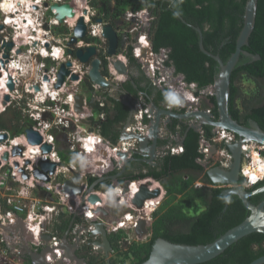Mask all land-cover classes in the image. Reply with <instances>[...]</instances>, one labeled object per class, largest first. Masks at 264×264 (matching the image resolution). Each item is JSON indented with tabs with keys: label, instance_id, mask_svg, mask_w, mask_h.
<instances>
[{
	"label": "built area",
	"instance_id": "built-area-1",
	"mask_svg": "<svg viewBox=\"0 0 264 264\" xmlns=\"http://www.w3.org/2000/svg\"><path fill=\"white\" fill-rule=\"evenodd\" d=\"M5 2L9 4L7 10L3 8ZM55 4H68L73 10V18L66 16L60 22L56 17V10L52 8ZM131 16L130 13H125L120 23H128L132 20ZM80 18L86 26L85 38L95 39V42L87 43L85 38L78 40L72 51L75 53L79 49L94 47L97 57L102 61L106 78L112 84L123 83L124 78L113 67L115 58L107 54V43L102 37V28L111 24L103 15L99 16L89 0H0V122L6 125V128H0V223L3 226H13L15 216L19 215L32 234L33 239L29 245L35 250L46 246L41 241L42 236H50L48 245L56 250L53 257L48 259L49 264H59L60 260L62 264H69L59 249L61 238L54 228L60 225L59 217L62 213L72 217L68 232L70 241L73 242L74 237L80 236V246H90L91 254L96 255L98 246L93 243L99 241V236L90 234L95 232L94 223H103L108 235L122 232L124 239L118 242L120 249H126L134 243H145L151 236L153 214L164 198L160 183L149 179L131 181L127 192L123 191L127 180L122 185L109 181L110 186L90 189V179H102L120 171L122 163L118 153L135 156L133 152L138 151V142L133 139L118 144L104 139L96 124L105 119L104 112L95 117V123L92 122L96 125L93 131H90L93 126H84L78 122L79 115L74 111L75 96L81 94L80 88L84 81L89 82L90 88L87 89L92 93L93 103L98 109L107 107L110 90L90 82V62L83 64L75 55H67L68 43ZM98 19L101 20L100 23ZM142 20L143 22H139L136 19L129 30L116 33L120 37L125 33L134 36L129 43L132 55L142 70L149 71L148 78L153 85L163 87L168 81V73L163 67L166 57L164 52L161 55L153 53L149 38L150 17L144 13ZM144 23H147L146 26L139 32ZM61 27H66L69 34L59 31ZM10 42L13 47L8 51V57L4 58V43ZM124 47L127 48V45H123L121 54L116 57L126 63ZM67 62L71 64L66 68L69 75L57 87L61 65ZM73 76H77V80H72ZM174 94L182 96L180 89L174 90ZM5 97H8L7 101ZM134 107L133 122L126 128V132L146 135L152 115L149 108H144L140 102ZM83 109L86 119L91 118L93 112L85 100ZM166 109L173 110L174 105L169 104ZM16 113L29 125L18 134L16 125L12 122ZM27 129L40 135L42 140L39 144L30 143ZM199 133L203 134L202 131ZM235 139L234 133L218 129L213 138L218 151L208 162L211 160L216 165L215 159L216 162H221V168L228 169L231 156L222 145L224 142H234ZM45 145L50 146L51 150L45 152ZM200 145L203 147L202 155L208 154L210 145H206L202 137ZM250 145L261 156L264 147L257 143H246L243 150L250 151ZM62 152L69 156V160L61 157ZM181 153L182 146L168 147L167 154ZM245 156L248 161L241 169V176L246 180L244 187L251 188L262 181L264 174L256 181L245 175V167L252 165L250 155L247 153ZM260 158L264 160L263 157ZM51 166H54L53 172ZM76 175L80 177L81 192L76 196L65 194L63 185ZM148 182L151 183L150 190L161 189L160 197L146 200L137 209L131 204V198L142 184ZM202 186L201 183L195 184L198 188ZM218 186L227 189L223 185ZM43 192L45 195L40 196ZM92 196H96L99 201L90 202ZM110 203L111 206L125 208V212L120 217L111 218L114 214L108 208ZM140 221L145 222L147 230V234L142 237L135 233ZM17 247L19 239L0 228V264H21L14 257L20 251Z\"/></svg>",
	"mask_w": 264,
	"mask_h": 264
},
{
	"label": "trees",
	"instance_id": "trees-1",
	"mask_svg": "<svg viewBox=\"0 0 264 264\" xmlns=\"http://www.w3.org/2000/svg\"><path fill=\"white\" fill-rule=\"evenodd\" d=\"M89 1L99 16L103 15L116 32L128 30L136 19L143 22L144 13L150 16L149 38L152 50L155 55L164 52L166 59L163 67L168 73V81L163 84L164 91L155 87L143 74L129 48L125 52V57L129 61L130 75L138 89H133L132 85L126 82L123 85L126 93L131 96L144 94V97L140 96L139 101L144 108L148 107L151 98H154L157 106L173 104V110L180 114L189 109H210L215 118H218L212 90L219 68L213 59L200 51L198 34L190 26L201 29L206 51L218 55L226 62L235 51L236 40L243 27L244 7L248 0ZM255 11L254 29L249 37L248 46L243 50L259 55L261 59L252 62L247 57L240 56L231 76L229 113L241 125L248 126L250 121H254L264 131V0H258ZM125 13H130L132 20L136 19L120 23ZM59 30L69 34L66 28ZM85 42L92 43L95 40L85 38ZM143 82L146 84L144 87L141 86ZM82 86L90 88L87 80ZM176 89H180L182 96L174 94ZM92 112L93 121L100 112L105 113V119L96 122L97 130L104 139L116 143L119 137L117 128L127 120L129 109L120 102L108 99L106 108L98 109L93 104ZM13 122L17 134L29 126L18 113L15 114ZM0 128H6V125L0 122ZM166 130L169 135L177 134L183 138V153L168 154L156 163L155 168L127 177L130 181L151 178L159 182L164 190L163 201L153 214L150 239L145 243H134L126 249H120L118 242L124 239L123 233L108 235L114 251L112 264H143L148 260L157 239L190 246L210 244L242 223L250 214L236 195L223 198L225 188L214 185L206 173L207 166L199 163L204 157L199 153L201 137L206 145H212L214 138L212 128L204 126L203 134L200 135L189 128L187 121L172 119ZM222 147L226 148L224 145ZM261 156L264 158V150ZM61 157L66 158L64 153H61ZM118 174L119 171H115L110 175L113 177ZM127 178L119 177L117 182L122 185ZM95 181L90 179L89 184L92 185ZM245 182L246 180L241 177L235 187L252 192L264 186V178L251 188H245ZM196 183L203 186L195 187ZM104 185L110 186V182L100 184L98 187ZM262 200L264 193L255 195L248 201L258 205ZM59 219L61 223L56 229L59 234H65L63 231H67L71 217L60 216ZM82 251L88 264H103V261L88 254L89 248L86 246ZM262 256L264 234L254 233L240 239L221 255L203 264H249ZM25 259L26 264H30L29 259Z\"/></svg>",
	"mask_w": 264,
	"mask_h": 264
},
{
	"label": "water",
	"instance_id": "water-1",
	"mask_svg": "<svg viewBox=\"0 0 264 264\" xmlns=\"http://www.w3.org/2000/svg\"><path fill=\"white\" fill-rule=\"evenodd\" d=\"M258 0H248L244 7V19L243 27L237 37L236 46L234 53L228 58L226 62H223L218 55H213L206 51L202 42V31L199 28L190 26L197 34L199 38V49L206 56L213 59L219 68L218 75L215 79L212 93L215 97V103L218 113V118H215L214 114L210 109L199 110V109H189L185 113H177L174 110L165 109L158 107L153 101H150L148 106L149 112L152 115L150 120L149 129L146 135H140L139 133H128L126 128L130 126L133 122V116L135 112V107L138 102H131L129 97L125 94V98L121 100V103L129 109V115L125 124L120 130L119 138L117 143L121 144L125 141H131L135 139L138 142V151L133 152L135 155H141L142 159H137L135 156H130L129 153H118V156L121 158L122 168L121 172L124 173L126 166L129 162L141 161L148 164L155 165V159L157 155L158 141L161 139V135L164 133L163 128L168 125L172 119H177L180 121H187L189 128L195 130L196 132H201L204 126H209L212 128V134L215 136L218 133V129L226 130L234 133L238 140L234 143L224 142L226 150L231 156V163L228 169L220 167H212L206 171L209 179L214 185H223L227 187L223 192V198H226L229 195H236L239 197L240 201L243 202L245 208L250 212L249 216L239 225L228 230L221 237L216 239L214 242L207 245L199 246H190L183 244H174L168 242L164 239H157L151 249L150 256L147 261L143 264H203L213 260L214 258L221 255L226 249L231 245L238 242L240 239L254 234L262 233L264 234V200L260 201L258 205L251 204L248 200L251 197L264 193V186L256 189L252 192L242 191L237 189L235 185L241 179V169L245 165L243 163V157L245 154H251L250 151H244L243 145L249 142L257 143L264 147V131L258 126L254 121H250L248 126H243L232 118L229 113V98H230V85H231V76L236 66L238 65L240 56L243 55L250 59V61H259L261 58L259 55H253L243 50L244 47L248 46V40L253 32L255 17ZM57 12L56 17L61 22L62 19L66 16L73 18L74 13L71 7L68 4H55L52 6ZM183 23L185 21L181 19ZM100 23L101 20L98 19ZM2 26H0V30ZM86 37V26L83 23V19L80 18L76 25V28L73 31V35L68 43L69 50L67 55H75L76 58L83 64H88L90 62V71L88 73V78L90 82L94 85H98L103 89H109L113 85L104 75V69L102 67V61L96 56L97 52L94 47H89L85 49H79L75 53L72 51V48L77 43L78 40H82ZM102 37L107 42V54L109 56H114L115 61L113 62L114 69L121 75L126 81H130L132 87L136 90L138 89L136 84L133 82L132 77L129 71V61L126 60V63H123L116 56L121 54L123 48L125 37L119 39L117 33L111 25H106L102 28ZM1 41V40H0ZM6 48L4 58L8 57V51L13 47V43H4ZM70 62L64 63L61 65L60 72L58 74V83L57 87H60L64 82L66 76L69 75V71L66 69L70 67ZM146 76H149V71L143 70ZM77 76H73L72 80H77ZM46 79V78H45ZM10 88L12 84L9 82ZM178 88V86H175ZM158 89L164 91V87H157ZM38 90V87L35 88ZM114 90H116L114 88ZM5 100H8V97H5ZM83 96H75V106L74 111L79 115L78 122L84 126H93L90 128V131H93L96 128V125H93L91 120L86 119V112L83 109ZM92 111V109H90ZM27 138L31 144H39L41 142V137L37 132H34L32 129L26 130ZM5 138V137H3ZM2 139V138H1ZM178 143V146H182ZM45 152L51 150L50 146H43ZM218 147L215 144L210 145L209 153L204 155L203 160L200 162L202 165L206 166L209 159L217 154ZM199 152L204 154L203 147H199ZM164 154V153H163ZM251 156V155H250ZM85 158V157H84ZM85 160V159H84ZM52 172L54 166H51ZM121 173V174H122ZM119 173L116 176H108L102 179L95 181L90 189L98 187L101 183L112 180L117 182ZM152 181H155L151 178H145ZM130 180H127L123 185V191L127 192V189L130 184ZM150 182L142 184L139 187V190L131 198V204L137 209H140L146 200L155 199L160 197V188L150 190ZM80 177L76 175L71 181H67L63 185V191L67 195L76 196L82 190L79 187ZM43 195V193L41 194ZM99 201L96 196L90 198V202L95 203ZM104 213L102 209L99 210ZM16 222L13 226H3L0 223V228L6 234H12L19 239V248L20 251L17 252L19 256H25L30 260L31 264H49L48 259L53 257L56 248L50 247L48 243L51 241L50 236H42L41 241H43L46 246L41 250H35L29 245L32 240V235L26 232V224L23 222L22 218L19 215H16ZM95 232H90L92 235L99 236V241L93 243L95 246H98L97 252L102 254L105 263H111V253L112 246L108 239V232L104 229L103 223H94ZM137 236H144L147 234L145 229V222L140 221L138 227L135 229ZM81 237L78 236L75 238L74 242H71L65 235L61 238L60 241V250L63 256L66 258L67 262H73L74 264H87L83 258H80L77 255L79 250ZM90 245V243L88 244ZM59 264H62L61 260ZM249 264H264V256L257 258Z\"/></svg>",
	"mask_w": 264,
	"mask_h": 264
},
{
	"label": "crops",
	"instance_id": "crops-1",
	"mask_svg": "<svg viewBox=\"0 0 264 264\" xmlns=\"http://www.w3.org/2000/svg\"><path fill=\"white\" fill-rule=\"evenodd\" d=\"M138 64V63H137ZM139 66H140V68H141V65L140 64H138ZM141 70H142V68H141ZM143 74H144V72H143ZM145 75V74H144ZM146 76V75H145ZM147 78H148V76H146ZM149 79V78H148ZM129 83H130V81H129ZM123 85L124 84H121L119 87H114L116 90H114V88H111L110 90H109V95L107 96V104H108V99H112V100H115V101H117V102H120L121 103V100H123L124 98H125V94L129 97V99L131 100V102H134V101H137V102H139V101H141L140 100V96H142V97H144V94H139L138 92V96H131L130 94H128V93H126L125 91H124V89H123ZM146 84L143 82V83H141V86L142 87H144ZM134 89V88H133ZM80 90H81V95L83 96V98H84V100L87 102V104H88V107L90 108V109H92V106H93V95H92V93L91 92H89L88 91V89L86 88V87H84V86H82L81 88H80ZM84 90H86V91H84ZM137 90V89H136ZM88 93V98H86L85 97V94H87ZM152 100L151 101H153L154 102V98H151ZM112 106V105H111ZM160 108H165L166 109V106H163L162 104H160V105H158ZM209 108H210V106H209ZM91 116H93V114L91 115ZM87 119H91L90 117H88ZM92 122L94 123L95 122V120L93 121L92 120ZM125 124V123H124ZM123 124V125H124ZM123 125L122 126H118V128H117V130H118V132L120 133V130H121V128L123 127ZM167 126V125H166ZM166 126L163 128V131H164V133L161 135V139L158 141V148H157V155H156V159H155V165L154 164H148V163H144V162H141V161H133V162H129L128 164H127V166H126V170L124 171V173H122L121 172V169H120V171H119V173L121 174V177H125V178H127V177H129V176H132V175H135V174H138V173H145V172H147L148 171V169L149 168H155L156 167V163L161 159V158H163L164 156H166V155H168L167 154V151H168V147H178V143H180L181 144V141L183 140V138L182 137H180L179 135H177V134H175V135H169L168 133H167V130H166ZM119 138V137H118ZM108 141V140H107ZM167 141H169L168 143H166V144H161V142H167ZM110 142V141H109ZM62 153H64V152H62ZM164 153V154H163ZM65 154V156H66V153H64ZM135 158H137V159H142V156L141 155H135ZM64 159H68L69 160V156L67 155L66 156V158H64ZM112 174V173H111ZM109 176H111V175H109ZM120 177V176H119ZM121 177H120V179H121ZM119 179V178H118ZM126 180H128V178L126 179ZM109 181H112V180H107V181H105V182H103V183H101V184H105L106 182H109ZM112 182H114V181H112ZM111 183V182H110ZM116 215L114 214V215H111L110 217L111 218H113V217H115ZM61 217H65V218H70L71 216H68V215H66V213L65 214H63L62 213V215H61ZM71 221H72V217H71ZM71 223V222H70ZM54 228L56 229V227L54 226ZM70 231V224H69V227H68V229H67V231H63L65 234H59V237L61 238L62 236H65L66 234L68 235V232ZM14 257H16V259H17V261L19 262V263H21V264H26V259H24V257H19V255H17V253H16V256H14ZM27 262H28V260H27Z\"/></svg>",
	"mask_w": 264,
	"mask_h": 264
},
{
	"label": "bare ground",
	"instance_id": "bare-ground-1",
	"mask_svg": "<svg viewBox=\"0 0 264 264\" xmlns=\"http://www.w3.org/2000/svg\"><path fill=\"white\" fill-rule=\"evenodd\" d=\"M3 8L7 10L9 8L8 2L4 3ZM122 80V78H119ZM250 147H253V145H250ZM257 152H252V165L246 166L244 171L245 175H247L249 178H251L253 181L258 180L259 178L262 177L264 174V160H262Z\"/></svg>",
	"mask_w": 264,
	"mask_h": 264
},
{
	"label": "flooded vegetation",
	"instance_id": "flooded-vegetation-1",
	"mask_svg": "<svg viewBox=\"0 0 264 264\" xmlns=\"http://www.w3.org/2000/svg\"><path fill=\"white\" fill-rule=\"evenodd\" d=\"M149 16V15H148ZM150 17V16H149ZM150 23V22H149ZM146 24L147 23H144L143 25H141V29H139L138 31L140 32L141 30H142V28H144L145 26H146ZM151 25V24H150ZM149 28H150V26H149ZM129 30V29H128ZM127 34H129V33H127ZM126 33H125V35L123 36V37H119V39H122V38H124L125 37V42H124V45L126 46L127 45V48H125L124 47V49L127 51L130 47H129V43L132 41V39H133V37L134 36H131L130 34L129 35H127ZM123 49V48H122ZM81 91V90H80ZM250 123V122H249ZM238 140V138L236 137V139H235V141L234 142H236ZM234 142H232V143H234ZM249 147L250 146H248V149H249ZM246 156L244 155V157H243V163H244V158H245ZM210 162H211V160H210ZM210 163L208 162L207 163V165L206 166H208ZM214 167H221V162H218L217 163V165H214ZM259 189V188H258ZM64 236H62L61 238H63ZM75 241V237H74V240H73V242ZM18 249H19V247H17ZM20 250V249H19ZM78 253H79V255L81 256V257H84L83 255V251H82V247L80 246V248H79V250H78V252H77V255H78ZM97 256H98V259H100L101 261H103L104 263H105V259H104V257H103V255L102 254H99V253H97ZM19 257H24V258H27V257H25V256H19ZM69 264H74L73 262H69ZM87 264H88V262H87Z\"/></svg>",
	"mask_w": 264,
	"mask_h": 264
},
{
	"label": "rangeland",
	"instance_id": "rangeland-1",
	"mask_svg": "<svg viewBox=\"0 0 264 264\" xmlns=\"http://www.w3.org/2000/svg\"><path fill=\"white\" fill-rule=\"evenodd\" d=\"M84 91H86V90H84ZM88 93L87 94H85V97L86 98H88ZM210 106V105H209ZM208 106V107H209ZM252 148L253 147H249V150L251 151V156H250V158H252V152H254L253 150H252ZM247 159L246 158H244V164H246L247 163ZM214 163L216 164V163H218V162H216V160L214 159ZM212 167H214V164H213V161H211L210 162V164L206 167V171L208 170V169H210V168H212ZM221 168V167H220ZM161 186V185H160ZM164 197V196H163ZM111 203L109 204V206H108V208H109V210L113 213V214H115L116 215V217H120L124 212H125V208H120V207H118V205L117 206H111ZM112 258H113V256H112Z\"/></svg>",
	"mask_w": 264,
	"mask_h": 264
},
{
	"label": "clouds",
	"instance_id": "clouds-1",
	"mask_svg": "<svg viewBox=\"0 0 264 264\" xmlns=\"http://www.w3.org/2000/svg\"><path fill=\"white\" fill-rule=\"evenodd\" d=\"M61 28H66V27H61ZM60 29V28H59ZM67 29V28H66ZM60 31V30H59ZM116 32V31H115ZM117 36H118V38L120 37L118 34H117ZM95 40V39H94ZM107 43V42H106ZM96 56H97V54H96ZM99 58V57H98ZM100 59V58H99ZM101 60V59H100ZM127 60V59H126ZM138 63V62H137ZM131 69H130V67H129V71H130ZM143 71V70H142ZM130 73H131V71H130ZM105 75V74H104ZM125 80V79H124ZM126 82H128V81H124L123 83H119L118 85H113L111 88H114V87H119L121 84H124V83H126ZM110 88V89H111ZM81 95V94H80ZM211 107V106H210ZM1 118V117H0ZM12 122H13V120H12ZM118 181V180H117ZM98 188V187H97ZM42 193H40V196H44L45 195V193L43 192V195H41ZM53 212V211H52ZM26 232L27 233H29L30 235H32L29 231H28V229L26 228ZM67 236V238L69 239V236L68 235H66ZM32 239H33V237H32ZM70 240V239H69ZM82 247V249H83V247L84 246H81ZM87 248H89V255H91L92 257H95V258H97L98 259V256H97V254L96 255H92L91 254V247L90 246H86ZM79 248H80V245H79ZM59 249H60V246H59ZM98 253V252H97ZM84 254V253H83ZM78 256L80 257V258H83L84 260H85V262L87 263V261H86V259L84 258V257H81L80 255H79V253H78ZM112 256H114V251L112 250V253H111V260H112ZM25 259V258H24ZM98 260H100V259H98ZM30 261V260H29ZM101 261V260H100ZM104 261V260H103ZM31 264V263H30ZM103 264H104V262H103Z\"/></svg>",
	"mask_w": 264,
	"mask_h": 264
}]
</instances>
